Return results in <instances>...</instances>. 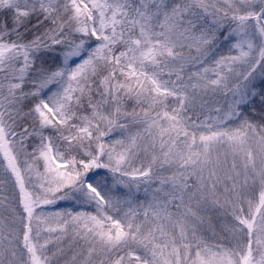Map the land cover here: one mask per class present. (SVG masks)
<instances>
[{"label":"snow or ice","instance_id":"snow-or-ice-1","mask_svg":"<svg viewBox=\"0 0 264 264\" xmlns=\"http://www.w3.org/2000/svg\"><path fill=\"white\" fill-rule=\"evenodd\" d=\"M257 78L264 0H0V264H264Z\"/></svg>","mask_w":264,"mask_h":264},{"label":"rangeland","instance_id":"rangeland-1","mask_svg":"<svg viewBox=\"0 0 264 264\" xmlns=\"http://www.w3.org/2000/svg\"><path fill=\"white\" fill-rule=\"evenodd\" d=\"M228 47L229 46L225 45L223 43V41L221 42V49L220 50L222 52L227 53ZM231 99H232V97L230 94L228 96H225L223 93H218V94L209 93L208 96L205 98L204 107L202 109H199V111L201 113V118L204 119L207 117H215V115H216L215 108L221 107L223 109L231 101ZM243 107L245 108V106H243ZM232 123L234 124V122H232ZM94 171L99 173V176L97 177V179H105L108 182L109 187L113 186L112 174L107 172L106 169H98V170H94ZM145 187H146V185L142 184L139 192L136 193V195L134 197L136 204H145L146 205L147 202L151 200V198H152L151 192L149 191L148 193H146L144 191ZM113 190L117 191L116 188H114ZM126 191H127V189L120 186L119 190L117 191V195H120L121 198H123L122 193H125ZM46 210L49 212H55V211L63 212V211H83V210H91V209H86V207L83 205H77L72 200H62V201H58L57 204H55V205L46 206ZM230 218H231L230 215L225 214L223 210L215 211L211 215V222H212V225L218 230L220 228V226L226 220H230ZM208 235L211 236V232H208ZM60 243L66 250V255L60 257V264H64L65 260L71 259V256L76 251H78V248H76L74 246H70V244H71L70 237H65V239L63 241H61Z\"/></svg>","mask_w":264,"mask_h":264},{"label":"trees","instance_id":"trees-1","mask_svg":"<svg viewBox=\"0 0 264 264\" xmlns=\"http://www.w3.org/2000/svg\"><path fill=\"white\" fill-rule=\"evenodd\" d=\"M185 71H188V68H186ZM254 84H256L257 86V92L260 90L261 87H264V85L261 84L259 78H257L254 81ZM244 110H245V114L249 116V118L258 122L261 112L264 111V102H262V98L257 96L253 103L249 104L248 106L247 105L245 106ZM7 191H9V188L4 189V194H8Z\"/></svg>","mask_w":264,"mask_h":264}]
</instances>
